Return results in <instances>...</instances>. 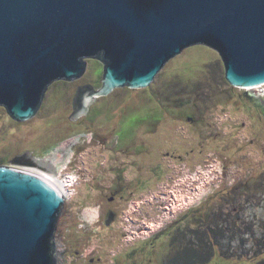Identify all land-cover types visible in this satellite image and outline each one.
Listing matches in <instances>:
<instances>
[{
	"label": "rangeland",
	"instance_id": "1",
	"mask_svg": "<svg viewBox=\"0 0 264 264\" xmlns=\"http://www.w3.org/2000/svg\"><path fill=\"white\" fill-rule=\"evenodd\" d=\"M103 74L102 63L89 58L81 82L98 88ZM64 85L58 83L54 88ZM39 116L15 123L0 108V168L37 170L17 158V147L21 141L18 131L35 125ZM97 117L118 120L124 126L146 120L151 136L156 126H166L169 129L161 135L167 139L157 147V159L149 157L148 172L137 182L136 193L126 200L107 201L101 193L90 191L85 180L97 173L102 161L114 156L115 132L105 133L114 138L102 151L93 145L80 149L83 139L91 136L86 133L84 138L74 136L58 144L39 160L51 176L73 181L57 225L56 264H141L130 260L129 250H125L128 246L171 229L178 215L219 189L227 193L214 199L204 222L221 221L224 235L215 238L218 249L207 264L264 261V86L256 90L232 87L219 53L198 44L170 60L156 84L138 90L116 89L97 100L87 120ZM78 151H85L83 164L73 166ZM99 151L102 155L98 156ZM143 157L148 158L146 154ZM135 166H128L125 173L112 166L97 173L96 179L114 191L143 173ZM103 194L112 196L109 191ZM194 219L155 245L157 264L170 263L175 247H185V234L202 236L206 229ZM149 247L143 244V252L150 253Z\"/></svg>",
	"mask_w": 264,
	"mask_h": 264
},
{
	"label": "water",
	"instance_id": "2",
	"mask_svg": "<svg viewBox=\"0 0 264 264\" xmlns=\"http://www.w3.org/2000/svg\"><path fill=\"white\" fill-rule=\"evenodd\" d=\"M198 44L219 53L232 87L264 86V0H0V106L27 121L53 82L80 79L99 59L102 86L74 100L73 118L85 116L116 89L156 84ZM67 200L43 175L1 167L0 264H56Z\"/></svg>",
	"mask_w": 264,
	"mask_h": 264
},
{
	"label": "flooded vegetation",
	"instance_id": "3",
	"mask_svg": "<svg viewBox=\"0 0 264 264\" xmlns=\"http://www.w3.org/2000/svg\"><path fill=\"white\" fill-rule=\"evenodd\" d=\"M95 60H98L100 63H102V61L99 59ZM102 65L104 66L103 63ZM82 78L83 76L73 82L59 80L52 83L43 97L37 114L27 121L36 119L39 115L41 116H39L41 119L35 125L23 128L22 130L18 131L21 141L17 147L18 153L20 152L19 154H17V158L19 160L25 159V162L29 164V167L37 170H41L40 168L46 170V165H41L39 163V160L41 161L45 159L47 154L58 144L74 136L78 138H84L85 134L87 133L91 135L90 138H84L82 142L84 144L85 142H87L88 145H80V149L85 150L86 147L93 145V147H97L102 151L109 147L108 144L110 143V140L114 138V136L105 135V133L115 132L117 133V135L115 136V138H117V146L114 147L117 151L114 153L113 157H108L107 159L102 161L98 166V170L95 169V171L97 170V173H100L101 171H103V169H107L113 166L117 170H124L125 173V170L128 166H130L131 169H134V166L136 165V170L143 173H141L140 176H137L136 179H134L135 181L124 183L119 187V189L114 191L109 190L108 187L105 186V184L99 182L96 179L97 173L93 174V176L91 175L88 179L85 180H87L86 186L90 189V191L101 193L107 201L113 202L117 199L126 200L130 195H134L133 193L137 190L138 187L137 182L142 180L144 172H148L147 161H149V157L152 155L157 159L156 149L157 147L161 148V144L165 143V140L167 139L163 137V135H161V132L164 134L169 128H167L166 126H163L161 128L156 126L155 130L152 131L154 133L151 136L150 126L146 123V120H142L139 124H136L135 121H130L125 126L121 121H107L101 119L100 117H97L95 121L89 120L88 122L87 118L92 113V109L94 108L95 103L97 102V100L103 97L97 98L95 100V102L89 107V112L87 115L73 118V105L78 92L80 91L81 94H84L86 91L92 92L102 86L101 83L98 88H93L90 85L82 83ZM58 83L63 84V86H65L64 84H66V87L60 86L54 88V86ZM83 101L84 97H81L78 102L79 104H81ZM0 108L6 112L10 120L15 123H19L8 114L7 109L4 106H0ZM158 133V136L154 135ZM101 151L97 153L98 156L102 155L100 153ZM83 152L85 151L76 152V158L73 166L78 163L83 164V162L81 161V155L83 154ZM145 154L146 156H148V158L146 159L143 157V155ZM93 155L95 156V158L98 157H96V154ZM157 161L160 162L159 159ZM34 165L40 168L33 167ZM18 170L23 171L22 168H18ZM42 172L45 171L42 170ZM66 173L67 175L69 174V172L67 171ZM84 173L85 172H82L81 175ZM108 191L112 193V196L110 198L108 195L103 194ZM226 193L227 192H224V189L212 191V193L203 201H201L199 205L188 208L184 210L180 215H178V217H176L175 219V222L172 223L176 224L175 226L171 227L172 230L170 229V227H167L161 233L152 235L147 240L140 241L132 245L131 247L128 246V248L125 250H129V253L127 255L130 256V260L140 261L141 264H157V257L155 258L156 255L154 253L155 245L161 242L165 237L170 236L173 229L178 228L179 230V226L182 223L194 217V220H197L199 222L198 224L206 229V231L202 233L201 237H196V235L193 234H185L184 239L187 240V242L185 243V247H175L176 251L174 255L171 256V259L169 260L170 263L168 264H207L210 261L205 260L207 258V255H209V253L211 252L213 253L215 249H218L214 244L215 238L222 237L224 235V232L221 229V221L211 220L210 222L206 223L204 222L205 216L209 207L213 204L214 199L219 196L223 197ZM185 215L189 216H187L185 220H180L181 217ZM217 217L219 219L220 215H218ZM177 234L179 233H175L174 236H176ZM198 242L203 243L202 247H199L197 245ZM146 243L150 245V253L148 254L143 252L142 250V245ZM150 256L152 257V260L149 259Z\"/></svg>",
	"mask_w": 264,
	"mask_h": 264
},
{
	"label": "bare ground",
	"instance_id": "4",
	"mask_svg": "<svg viewBox=\"0 0 264 264\" xmlns=\"http://www.w3.org/2000/svg\"><path fill=\"white\" fill-rule=\"evenodd\" d=\"M263 87V86H261ZM261 87H256V88H248V90H256V89H259ZM247 90V89H246ZM13 168H17V167H13ZM18 169V168H17ZM24 172L26 173H31V174H37V175H43L44 176V181L45 182H51V183H54L67 197L70 195V186L72 185L73 181L71 182H66V181H63L62 179H59L58 176H51L49 174V172H47L45 170V172H41V171H38V170H31V169H22ZM45 173H48V174H45ZM55 174V173H54ZM59 175V174H58ZM70 184V185H69ZM69 185V188H67L66 186Z\"/></svg>",
	"mask_w": 264,
	"mask_h": 264
},
{
	"label": "trees",
	"instance_id": "5",
	"mask_svg": "<svg viewBox=\"0 0 264 264\" xmlns=\"http://www.w3.org/2000/svg\"><path fill=\"white\" fill-rule=\"evenodd\" d=\"M87 131H88V130H87ZM211 255H212V252L209 253V255H207V258H206L205 260H206V261H209ZM259 264H264V261H262V262L259 263Z\"/></svg>",
	"mask_w": 264,
	"mask_h": 264
}]
</instances>
